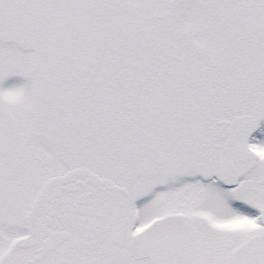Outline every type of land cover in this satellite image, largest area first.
Masks as SVG:
<instances>
[{
    "label": "snow or ice",
    "instance_id": "1",
    "mask_svg": "<svg viewBox=\"0 0 264 264\" xmlns=\"http://www.w3.org/2000/svg\"><path fill=\"white\" fill-rule=\"evenodd\" d=\"M0 264H264V0H0Z\"/></svg>",
    "mask_w": 264,
    "mask_h": 264
}]
</instances>
